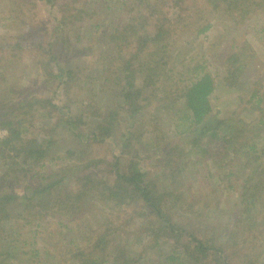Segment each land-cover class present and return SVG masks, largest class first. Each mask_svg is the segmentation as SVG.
<instances>
[{
  "label": "trees",
  "instance_id": "16d2710c",
  "mask_svg": "<svg viewBox=\"0 0 264 264\" xmlns=\"http://www.w3.org/2000/svg\"><path fill=\"white\" fill-rule=\"evenodd\" d=\"M91 2L92 0H0L2 11L8 3H11V7L20 6L26 15L35 9L39 10L41 4L57 11V15H54V43L35 45L29 42L32 31L28 22L20 17L21 13L10 8L9 11L14 16L0 18L3 21L0 27L6 25L15 36H9L10 45L0 41V53L7 50H19L21 53L29 47L39 49L41 55L35 56L36 64L42 63L46 82L56 85L54 95L64 96L60 99L63 100L61 105L51 97L30 96L29 88L17 84L19 81L8 84L7 92L10 96L14 95L7 104L1 102L0 96V107L3 108H0V126L9 130V135L0 140L1 171L3 179L10 182L6 185L11 188V192H3L0 189V264L261 262L264 253L259 249L261 244H264V117L261 116L256 123L259 130L251 134V129L245 127V118H226L214 114L210 97L217 85L206 64L202 62L197 65L195 76L187 80L178 78L182 76V68L178 71L177 65L172 71L168 64L175 49L174 36L180 32L181 26L186 25L183 23L186 21L185 14L195 20V35L201 36L215 26L211 15L220 12L222 17L219 20L223 25L231 23L240 29L250 15L257 13V8L264 9V0H141L143 4H138V0L134 5H131L129 0H99L100 10H111L114 6L116 9L126 10L131 16L122 30H119L118 36H110L116 50L113 63L116 67L117 82L111 85L109 90L116 95L115 106L109 107V115L96 113L94 128L89 131L90 128H86L81 116L83 112L79 114L73 111V103L78 99L72 98L74 92L71 88L80 79L78 69L89 65V60L85 59L91 53L90 47L76 46L74 59L79 62L77 66H74L71 59L64 64L60 61L67 59L72 51L67 50L70 45L69 41L62 38L63 34L71 25L78 24L77 28L82 27L80 23L82 24L88 15L83 4ZM173 12L175 17L171 16ZM4 33H0V36ZM8 35L9 32H6L3 36L8 38ZM15 39L17 41L13 42ZM230 48L233 52L223 59V83L243 95L239 81L254 56V50L248 39L236 45L232 44ZM4 58L1 57L0 60ZM41 58L44 59L43 62L38 63ZM16 60L18 59L15 57V62ZM180 61L174 57L173 64H183ZM168 70L174 73L170 81L176 88L171 96L167 94L165 97L168 86L165 75ZM92 73L88 74L92 77ZM257 86L259 85H253L247 100L242 95L239 98L243 104L250 105L251 109L264 113V88L260 91ZM65 95L72 102L67 103ZM175 96L176 99L182 98L185 109L182 118L189 123L183 130V143H189L191 148L197 147L200 150L194 154L197 157L195 163L202 166L205 162L209 166L204 168L208 174L211 166L216 167L220 173L221 168L231 167L225 176L243 179V187L236 205L239 208H234L236 217L232 219L234 222L230 227L221 228L217 225L212 231L208 227L196 234L190 233L185 224L181 226L178 222L180 219L176 211L184 208H170V201L177 204L180 200L184 205V196L171 189H166V192L159 189L157 182L165 179L166 174L159 176L154 182L147 178V173L141 169V158L137 149L139 132L134 129L136 118L148 107L155 108V101L163 100L160 108L165 110L168 106L165 104L167 100L175 99ZM89 105L83 102L84 110H88ZM49 117L55 121L45 126V137L28 136L30 128L34 127L40 118ZM123 121L125 123L122 128ZM81 131H87L93 139L90 141H96L98 146L106 144V140L110 139L114 143L112 146H118L119 154L111 161L106 160V157H93L82 166L83 172L91 167L100 168L102 165L111 167L109 172L114 175L112 183L93 177L89 173L76 177V173L80 171L77 166L71 170L63 168L62 171L49 175L39 172L44 161H51L53 156L60 155L54 150L59 144L57 139L52 137L53 133L61 135L63 132L70 136L77 135L78 138ZM194 132L198 134L192 138ZM116 133L118 140H114ZM181 151L179 144L172 146L164 151V156L161 157L165 158L160 164L167 166V169L179 166L175 154ZM229 152L235 153L236 166L232 159L227 161ZM236 159L243 163L238 164ZM180 172H184V166L181 169L179 166L176 170V173ZM57 175L59 178L53 179V176ZM20 183H24L25 187L22 196L13 189ZM2 186L0 183V187ZM87 196L96 201L114 204L116 208L110 219L103 222L88 238H83V243H78V234L75 233L79 232L85 219L81 216L84 211L81 201ZM23 205L35 207L34 212L29 215L16 213ZM27 208L29 210V207ZM52 220L59 228L54 231L46 230V233L53 238L55 235L56 238L57 235L64 236L63 240L70 238L65 246H58L53 242L54 244L48 245L49 249L40 251L35 243L29 248L32 238L23 237L19 243L17 238L9 239L15 233L20 235L26 226H32L28 230V236H36L39 228L43 225L51 226ZM163 247L167 251L163 252ZM257 249L260 252H256ZM24 256L28 258L26 263L23 262Z\"/></svg>",
  "mask_w": 264,
  "mask_h": 264
},
{
  "label": "rangeland",
  "instance_id": "374dc122",
  "mask_svg": "<svg viewBox=\"0 0 264 264\" xmlns=\"http://www.w3.org/2000/svg\"><path fill=\"white\" fill-rule=\"evenodd\" d=\"M130 1L131 5L138 2V0H129V2ZM139 1L138 4L144 3H142L141 0ZM98 2L99 0H92L91 3H84V10L87 11L88 15H86L87 18L82 24L80 23L82 27L77 28L78 24H76V26L71 25L70 29L63 34L62 38L65 41H69V45L71 46H67V50H72L73 52L70 51L68 54L69 57L67 59L63 58V60L60 61L64 64L71 59V61L73 60L74 62V66H77L79 62L74 59V50L76 46H78V48L90 47L91 53L85 59L89 60L87 61L89 65L88 67L86 65L84 69H80L83 67L78 69V73L81 75L78 74L80 79L76 81V83L73 84V88H71L74 92L72 98L74 99L75 97L78 99L76 103H73V111L74 113L78 112L79 114L80 112L84 113H82L81 116L84 119L86 128H90L88 129L89 131L94 128L95 114L100 113L104 116L106 114L109 115V107L116 102V95L109 91L111 85L113 86L117 82L115 79L116 67L115 63H113V61H115L114 56L116 55V50L114 49L113 40L110 36L112 34L118 36L119 30H122L123 26L131 16L126 10L121 8L116 9L114 6L111 10H100V4ZM4 6L6 9L4 8L3 11L0 9V18L9 15L14 16V14L9 11L11 8L13 11L21 13L20 17L28 22L30 30L32 31L29 42H32L35 45L37 43H54L53 36L56 34L54 31L56 24L54 15H57V11L50 10L48 7H44L41 4L39 10L35 9L26 15L20 6L13 5L11 7V3ZM256 12L257 13L248 17L240 29H237L234 24L231 23L223 25L219 20V18L222 17L221 12L217 15L213 14L211 15V18L215 23V26L213 25L208 32L201 36L195 35V20H192L187 14H185L186 21L183 23L186 25L181 26L179 29L180 32L174 36L175 41L173 43L175 49L171 53V58L169 59L168 64V68H172V71L174 70V66L177 65L179 66L177 68L178 71L182 68V76L178 78L187 80L195 76L198 69H195V67H198L204 62L213 75L217 85L216 90L210 97L213 105V113L226 118L231 116L245 118V127L251 129V131H249L252 132L251 134L259 130L256 123L261 116L264 117V113L254 110L253 108L251 109L250 105L243 104L239 98L242 94L235 92L223 83V77L225 76L223 59L233 52L230 48L232 44L236 45L242 40L248 39L254 50V56L245 68L239 81V87L241 88L240 91H242L244 99L247 100V96H249L252 91L253 85H259L257 86L259 87V90H263L264 87L261 88V86H264V9L257 8ZM171 16L175 17V12H173ZM221 21L225 20L221 19ZM2 23L3 21L0 20L1 26ZM0 28V33L9 32L8 38L3 36L4 33L0 36V41H3L4 44L7 43V45H10L11 40L8 39L10 35L15 36L12 35L14 32L12 33L11 30L6 28V25ZM16 41L17 39L13 42ZM31 48L32 47H29L25 52L21 53L19 50L16 52H14L15 50H7L4 53H0V58L5 57L4 60H0L1 102L7 104L6 102L10 101L14 95L10 96L7 92L8 84H14L19 81L17 84L29 88L30 94L28 95L51 97L53 101L61 105L60 103L63 100L60 99L64 96L54 95L53 91L55 90L54 88L56 85H51L46 82V75L44 74L45 69L42 63H40L43 62L44 59H38V63L41 65L36 64L35 56H40L41 53L39 49ZM15 57L18 59L16 62ZM174 57L175 60H181L180 63L183 64L174 65ZM20 60L22 63H20ZM193 64L195 66H193ZM16 67L18 68L17 70ZM172 71L168 70L165 75V79L167 80L166 84L168 85L165 97H167V94L171 96L174 93H172V91L176 88V85L170 81L174 74ZM89 72H93L92 77L88 74ZM257 80L258 83H256ZM177 82L179 81L177 80ZM65 97L67 103L72 102L67 95H65ZM170 99L171 100H167L165 103L168 105L165 110L160 108L161 104L164 103L163 100L155 101V108L148 107L144 113L139 114L136 118L134 129H137L139 132V135L137 136L139 138L137 149L139 157L141 158V169L147 173V178L152 179L154 182L157 178H160L159 176L166 174L167 176L165 179H161L157 182L159 189L162 192H166V189H171L184 196V205L183 203L181 204L180 200H178L179 202L177 204H174V201H170L172 204L170 208H184L179 209L180 211H176L175 209L173 212L176 211L180 219L178 222L181 226L185 224L190 233L196 234L199 230L208 227L209 230L212 231V228L217 225L221 228L230 227L234 222L232 219L236 217V212L234 214V208H239L236 205L239 201V193L243 187V179L240 177H238L239 179H236L234 177L225 176V174L227 175L228 173V169L231 167H226L225 169L221 168L222 171L220 173L216 167L211 166L209 170L210 173L208 174V171L204 168H208L209 166L205 162L202 166L201 164L198 165L195 163L197 157L194 154H196L199 149H197V147L191 148L189 143H183V138L185 136V131L183 130L187 128L189 123L182 118L185 113L182 98L176 99L175 96V99ZM90 101L91 105H89ZM83 102H86L87 106H90L87 108L88 110H84ZM0 108L1 110L3 109L2 107ZM234 111H236V114ZM54 121L55 119L50 117L43 119L40 118L36 122V125L30 128L28 136H34L37 138L40 136L45 137V126H48ZM124 123L125 122L123 121L122 128ZM0 128L7 131L5 136L7 137L9 135V130L2 126H0ZM182 133L184 135H181ZM196 134L198 133L194 132L191 135L192 138L196 137ZM1 136L2 134H0V137ZM117 136L118 134L116 133L114 136L116 139L114 140H118ZM52 137L58 141L59 147L54 150L60 155L53 156L51 161H44L39 172L49 175L54 172H60L63 168L71 170L75 169V166H77L80 168V171L76 173V177H83L89 173V175L93 177L102 178V180L112 183L114 175H112V172H109L111 168L109 166L105 167L102 165L100 168L91 167L88 170H84V172L82 171V166L89 160V158L106 157V160L111 161L115 155L119 154L118 146H112L114 144L112 139H110L111 141L106 140V144L98 146L96 141H90L93 139L89 137L87 131H81V136L78 138L77 135L70 136L63 132L61 135L53 133ZM178 144L181 146L182 151L175 154L177 156L176 159L180 169L184 166V172H180V174L176 173L179 166L167 169V166L165 167L160 164V161L165 158L161 157L164 156V151H167L172 146ZM235 158V153H228L227 161L232 159L234 166H236L235 164L237 163L235 162ZM1 161L0 158V183L3 185L0 189L3 192H11L10 186L6 185L10 182L3 179L4 176L1 171ZM236 161H239L238 164L243 163V161L238 159H236ZM58 178L59 175L53 176V179L55 180ZM13 189L17 194L22 196L25 192L24 183L16 185ZM57 191H59V189H57ZM81 203V207L83 206L82 208H84L83 215L81 216H84L85 219L79 232L75 233L78 234L76 237V242L78 243H83V238H88L103 222L110 219L115 213L114 208H116L114 204L105 203L100 200L96 201L91 196L83 198ZM27 207H29V210ZM25 208L27 209L25 210ZM33 208L35 207L23 205L17 209L16 213L23 212V214L29 215L34 212ZM13 213H15V211ZM52 222L51 226L43 225L39 228L37 234H35L36 236H28V230L32 226H26L22 229L23 231L20 235L15 233L13 234L14 236H11L9 239L12 240L17 238L18 242H16L19 243L20 239L23 237L32 238L30 240L31 246L29 245V248H32L35 243V246L39 248L40 251L42 249L45 250L46 248L49 249L50 247L48 245L53 242L58 244V246H65L66 243H69L70 238L63 240L64 236L58 235L57 238L56 235L53 238L49 233H46V230L54 231L59 228L57 223H54L53 220ZM29 248L26 249L28 250ZM259 249L264 252L263 243ZM259 249H257L258 251L256 252H260ZM165 251H167V249L163 247V252ZM144 256L147 257L146 254H144ZM260 258L261 255L258 260H260ZM27 259L28 258L24 256L23 262L26 263ZM261 259L262 261H257L256 264H264V253Z\"/></svg>",
  "mask_w": 264,
  "mask_h": 264
},
{
  "label": "built area",
  "instance_id": "2783aa9c",
  "mask_svg": "<svg viewBox=\"0 0 264 264\" xmlns=\"http://www.w3.org/2000/svg\"><path fill=\"white\" fill-rule=\"evenodd\" d=\"M0 134H2V136L0 137V140H2L6 136L7 131L5 129L0 128Z\"/></svg>",
  "mask_w": 264,
  "mask_h": 264
}]
</instances>
